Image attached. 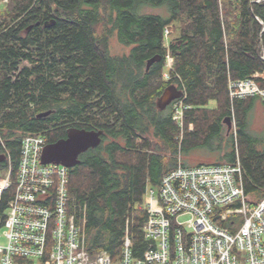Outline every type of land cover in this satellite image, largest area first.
I'll use <instances>...</instances> for the list:
<instances>
[{
  "label": "trees",
  "instance_id": "obj_1",
  "mask_svg": "<svg viewBox=\"0 0 264 264\" xmlns=\"http://www.w3.org/2000/svg\"><path fill=\"white\" fill-rule=\"evenodd\" d=\"M1 1L0 152L10 153L12 177L25 135L42 133L52 142L68 127L102 130L99 145L68 168L70 203L85 220L92 256L105 251L117 260L126 232L133 257L142 255L146 184L157 186L176 167L178 153L220 137L227 115L235 121L228 163L237 154L250 201L264 196V144L258 148L248 133L258 97L231 102L227 88L229 78L264 73V0ZM145 6H165L168 15ZM113 36L130 46L127 54L110 52ZM167 52L173 65L164 80ZM157 54L161 59L146 70ZM169 84L184 90L191 106L181 138L173 103L156 105ZM182 165L188 166L185 159ZM13 189L2 192L0 211Z\"/></svg>",
  "mask_w": 264,
  "mask_h": 264
},
{
  "label": "built area",
  "instance_id": "obj_2",
  "mask_svg": "<svg viewBox=\"0 0 264 264\" xmlns=\"http://www.w3.org/2000/svg\"><path fill=\"white\" fill-rule=\"evenodd\" d=\"M164 34L167 46V29ZM172 65L169 58L167 66ZM162 78L170 79L168 70ZM257 78L258 73L229 78L231 102L258 97L264 104ZM184 98L185 92L173 102L172 119L181 128L191 108ZM46 143L42 133L22 138L12 180L10 153L4 152L9 172L0 182V196L11 185L14 189L0 211V264H264V196L252 202L245 194L237 155L231 164L183 166L178 153L176 167L157 186L146 184L142 233L147 247L133 257L126 232L121 255L113 260L105 251L92 256L86 249L85 220L70 203L68 168L41 162Z\"/></svg>",
  "mask_w": 264,
  "mask_h": 264
},
{
  "label": "rangeland",
  "instance_id": "obj_3",
  "mask_svg": "<svg viewBox=\"0 0 264 264\" xmlns=\"http://www.w3.org/2000/svg\"><path fill=\"white\" fill-rule=\"evenodd\" d=\"M7 0H2V3H6ZM144 11L146 12H151V13H156V14H160L163 16H167L168 15V9L165 6H145L144 7ZM172 26L173 24L167 26V30H168V36L170 37V35L173 36L174 33H170V31L172 30ZM168 45V43H167ZM130 50V46L124 45L122 43H120L116 36H113V38L110 41V52L112 54H127ZM172 58V56L169 54L168 59ZM168 59L166 56V60H165V65L163 67V70H168L169 73L172 70L171 68H169L167 66L168 63ZM210 106L214 105V102L211 101ZM259 106L257 104H254L252 106V108L250 109L249 113H248V133L255 139H257L256 141V146L258 148L262 147L264 144V117L260 116L259 114ZM235 121L231 122V124L233 125L232 128L230 130L227 131V125L224 123L223 125V131H222V135L219 137H213L210 142H208L207 145L201 146V147H197V148H191L189 150H187L184 153H181V160L185 159L186 161H190L192 160V163L198 161L199 159H208L211 158L212 160H215L216 162H223L226 164H231L228 163V155H230V150L232 149L233 146H231V142H230V138L229 137V133L233 132L235 129ZM189 128L192 129V124L189 125ZM181 133V132H180ZM182 137V134L179 135V138ZM0 139L3 142V138L0 135ZM236 146V143H235ZM199 155V156H198ZM237 155V154H236ZM204 156V157H201ZM9 172V168L7 165H3L0 166V182L7 176V173ZM11 180L12 178V174H10ZM255 201V200H254ZM252 201V202H254ZM189 217V215H185L180 217V221H184Z\"/></svg>",
  "mask_w": 264,
  "mask_h": 264
},
{
  "label": "water",
  "instance_id": "obj_4",
  "mask_svg": "<svg viewBox=\"0 0 264 264\" xmlns=\"http://www.w3.org/2000/svg\"><path fill=\"white\" fill-rule=\"evenodd\" d=\"M49 24L45 22V25ZM161 59L159 54L150 57L146 62V70L154 63ZM183 95V90L179 89L175 84H169L158 97L156 101L157 108L162 110L175 99ZM51 110L42 111L37 117L47 116ZM227 125V129L232 128L231 116L227 115L223 119ZM102 130H88L85 128L68 127L66 129V137L59 138L54 142H48L44 145L41 162L42 163H58L67 168L74 167L79 163V155L89 148H94L101 142ZM5 159V154H0V161Z\"/></svg>",
  "mask_w": 264,
  "mask_h": 264
},
{
  "label": "crops",
  "instance_id": "obj_5",
  "mask_svg": "<svg viewBox=\"0 0 264 264\" xmlns=\"http://www.w3.org/2000/svg\"><path fill=\"white\" fill-rule=\"evenodd\" d=\"M259 77L264 79V73H258ZM254 104H257L259 106V114L260 116L264 117V104L261 102L260 99L258 98H254L253 99V105ZM224 123V122H223ZM228 131V129H227ZM201 147V146H200ZM197 148V147H196ZM199 156V155H198ZM201 157H204V156H201ZM184 159H185V156H184ZM186 160V159H185ZM216 161L215 160H212L211 158L208 157V159H199L198 161L192 163V160H188L186 161V164L188 166H195V165H198V164H215ZM220 163H223V162H220Z\"/></svg>",
  "mask_w": 264,
  "mask_h": 264
},
{
  "label": "flooded vegetation",
  "instance_id": "obj_6",
  "mask_svg": "<svg viewBox=\"0 0 264 264\" xmlns=\"http://www.w3.org/2000/svg\"><path fill=\"white\" fill-rule=\"evenodd\" d=\"M63 137H66V131H65V134H64V135L58 137L57 139H59V138H63ZM57 139H56V140H57ZM56 140H54V141H56ZM54 141H52V142H54ZM47 143H48V142H47ZM0 154H4V152H0ZM5 161H6L5 159L2 160V161H0V166H3L4 163H5Z\"/></svg>",
  "mask_w": 264,
  "mask_h": 264
},
{
  "label": "bare ground",
  "instance_id": "obj_7",
  "mask_svg": "<svg viewBox=\"0 0 264 264\" xmlns=\"http://www.w3.org/2000/svg\"><path fill=\"white\" fill-rule=\"evenodd\" d=\"M180 134H182V128H181V133ZM12 191V190H11ZM145 221V220H144ZM144 224V223H143ZM142 230H143V226H142Z\"/></svg>",
  "mask_w": 264,
  "mask_h": 264
},
{
  "label": "clouds",
  "instance_id": "obj_8",
  "mask_svg": "<svg viewBox=\"0 0 264 264\" xmlns=\"http://www.w3.org/2000/svg\"><path fill=\"white\" fill-rule=\"evenodd\" d=\"M162 72H163V71H162ZM181 90H182V89H181ZM183 94H184V90H183ZM177 99H178V98H177ZM258 99H259V98H258ZM173 102H174V101H173ZM173 102H172V103H173ZM231 117H232V116H231ZM231 120H232V118H231ZM232 126H233V125H232Z\"/></svg>",
  "mask_w": 264,
  "mask_h": 264
}]
</instances>
